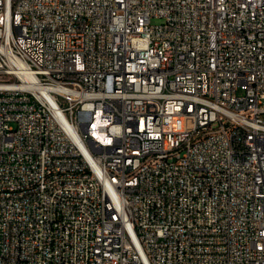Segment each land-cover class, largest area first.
Wrapping results in <instances>:
<instances>
[{
	"label": "built area",
	"instance_id": "2783aa9c",
	"mask_svg": "<svg viewBox=\"0 0 264 264\" xmlns=\"http://www.w3.org/2000/svg\"><path fill=\"white\" fill-rule=\"evenodd\" d=\"M0 25V264H264V0H0Z\"/></svg>",
	"mask_w": 264,
	"mask_h": 264
},
{
	"label": "bare ground",
	"instance_id": "6f19581e",
	"mask_svg": "<svg viewBox=\"0 0 264 264\" xmlns=\"http://www.w3.org/2000/svg\"><path fill=\"white\" fill-rule=\"evenodd\" d=\"M4 39L2 25H0V42ZM115 79H119V71H111V75H107V85H115ZM105 98L110 103L130 102L129 90L125 89V84H117L110 86L109 91H105ZM57 114H65V106H57ZM122 158L121 143H110V150H107L108 161H117Z\"/></svg>",
	"mask_w": 264,
	"mask_h": 264
},
{
	"label": "rangeland",
	"instance_id": "374dc122",
	"mask_svg": "<svg viewBox=\"0 0 264 264\" xmlns=\"http://www.w3.org/2000/svg\"><path fill=\"white\" fill-rule=\"evenodd\" d=\"M155 22H156V20H155ZM158 22V21H157Z\"/></svg>",
	"mask_w": 264,
	"mask_h": 264
}]
</instances>
